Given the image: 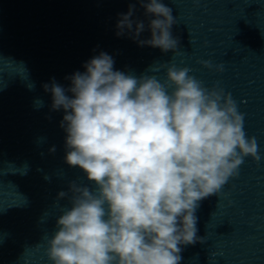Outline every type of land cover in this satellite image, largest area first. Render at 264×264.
Instances as JSON below:
<instances>
[{"label":"clouds","instance_id":"1","mask_svg":"<svg viewBox=\"0 0 264 264\" xmlns=\"http://www.w3.org/2000/svg\"><path fill=\"white\" fill-rule=\"evenodd\" d=\"M136 2L156 17L151 38L138 44L176 50L172 9L161 0ZM134 11L130 3L119 14L118 37L127 29L137 39L144 30L130 19ZM200 63L224 71L223 64ZM113 66L104 52L88 61L84 73L70 77L74 98L54 81L44 85L52 109L66 113V163L97 186L93 192L70 185L71 207L59 215L46 255L52 264H180L181 245L204 242L197 237L198 202L238 175L245 157L260 161L257 140L246 135L231 94L204 87L188 67L161 64L167 68L162 83Z\"/></svg>","mask_w":264,"mask_h":264}]
</instances>
